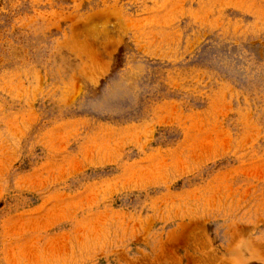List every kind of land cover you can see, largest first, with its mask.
<instances>
[{
    "label": "rangeland",
    "instance_id": "374dc122",
    "mask_svg": "<svg viewBox=\"0 0 264 264\" xmlns=\"http://www.w3.org/2000/svg\"><path fill=\"white\" fill-rule=\"evenodd\" d=\"M0 264H264V0H0Z\"/></svg>",
    "mask_w": 264,
    "mask_h": 264
}]
</instances>
